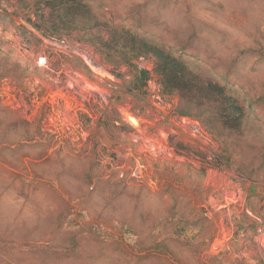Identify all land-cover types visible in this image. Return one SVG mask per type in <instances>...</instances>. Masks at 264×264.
<instances>
[{
    "label": "rangeland",
    "instance_id": "1",
    "mask_svg": "<svg viewBox=\"0 0 264 264\" xmlns=\"http://www.w3.org/2000/svg\"><path fill=\"white\" fill-rule=\"evenodd\" d=\"M96 3L110 26L130 24L125 5L157 22L158 34L165 25L172 30L192 22L200 34L197 46L213 66L230 72L226 83L245 111L242 127L234 140L208 133L199 122L176 113V97L161 94L151 59L135 60L130 67L109 65L97 52L98 44L86 41L95 29L54 35L45 26L38 29L43 13L36 0H0V66L16 69L14 76L21 78L0 81V105L29 124H19L16 132L39 130L47 148L41 160L24 155L23 167L16 165V187L21 178L32 180L45 163L57 170L71 166L78 173L93 164V183L99 182L102 191L88 203L90 208L84 205L88 213L104 210L103 220L125 214L127 197L139 193L144 223L150 225L152 214L161 226L170 221L161 218L172 197L186 211L187 202H194L199 218L208 223L193 218L179 227L188 230L179 240L195 246L202 241L198 231L206 228L214 239L204 255L223 264H264V0ZM143 69L151 74L141 85L136 78ZM118 181L129 186L128 194H121ZM22 206L20 197H0V264H27L22 257L17 260L15 252L22 246L5 230L42 225L35 222L39 218L32 207Z\"/></svg>",
    "mask_w": 264,
    "mask_h": 264
},
{
    "label": "trees",
    "instance_id": "2",
    "mask_svg": "<svg viewBox=\"0 0 264 264\" xmlns=\"http://www.w3.org/2000/svg\"><path fill=\"white\" fill-rule=\"evenodd\" d=\"M97 1L36 0L37 8L43 13L38 29L45 26L48 32L59 36L63 32L68 35L95 29L97 33L90 34L86 41L97 43L99 55L115 67H130L135 60L151 59L161 94L178 99L176 113L180 117L199 122L216 137L236 139L244 121V108L226 83L230 80L229 70L213 66L205 49L197 46L200 34L192 22L185 21L172 30L165 25L164 33L158 34L157 22L136 13L132 5H125L124 13L131 15L130 24L110 26L103 20ZM210 67L215 69V76ZM16 71L0 66V81L21 79L14 76ZM150 74L148 70H140L136 81L144 85ZM19 124L29 125L13 118L12 113L0 105V197H20L22 210L25 205L32 207L39 218L35 222L42 224L21 232L17 227L5 230L8 239L22 246L15 252L17 260L22 257L27 264H223L217 257L204 255L214 239V233L206 228L198 231L196 236L202 241L195 246L179 240L181 233L188 231L179 227L200 217L192 206L194 202H187L186 211L180 206L181 200L172 197V206L161 218L170 217V221L161 226L160 218L152 214H149L150 225L144 223L146 212L141 209L139 193L127 197L130 208L125 214L114 211L117 215L111 214L103 220L104 210L88 213V203L102 191L99 182L93 183V164L78 173L72 172L71 166H60L57 170L48 168L45 163L37 167L32 180L21 178V186L16 187L13 171L16 165L23 167L24 155L41 160L47 149L39 130L16 132L14 128ZM22 152L24 154L16 161V155ZM260 166L264 170V154ZM241 174L248 178L244 170ZM116 186L122 195L129 193L130 188L123 181L116 182ZM69 187L72 189L67 192ZM164 206L167 208L166 203ZM82 216L87 220H82ZM77 219L79 222L73 224ZM199 219L204 226L208 223L206 219ZM162 236L165 238L159 240Z\"/></svg>",
    "mask_w": 264,
    "mask_h": 264
}]
</instances>
